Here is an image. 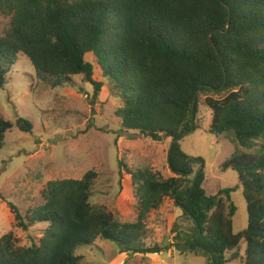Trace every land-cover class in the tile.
I'll list each match as a JSON object with an SVG mask.
<instances>
[{"label":"trees","instance_id":"1","mask_svg":"<svg viewBox=\"0 0 264 264\" xmlns=\"http://www.w3.org/2000/svg\"><path fill=\"white\" fill-rule=\"evenodd\" d=\"M0 14L10 17L0 35V88L20 54L46 88L73 85L81 75L96 100L108 79L121 98V128L154 141L170 139L167 164L174 174L162 179L119 160L138 197L133 223L90 202L95 171L49 181L43 202L30 211L7 203L16 228H46L29 246H20L11 231L0 234V264H81L75 250L96 239L123 253L159 254L173 246L180 254L204 256L206 264L236 258L264 264V0H0ZM223 92L220 99L207 95ZM201 104L212 112L208 133L235 144L221 169L237 173L246 201L247 226L240 232L233 230L231 193L237 187L208 194L203 159L181 148V139L200 129ZM15 125L33 129L24 118ZM12 127L0 114V149ZM195 165L201 166L196 172ZM167 196L192 226L173 227L168 246H146L142 220Z\"/></svg>","mask_w":264,"mask_h":264},{"label":"rangeland","instance_id":"2","mask_svg":"<svg viewBox=\"0 0 264 264\" xmlns=\"http://www.w3.org/2000/svg\"><path fill=\"white\" fill-rule=\"evenodd\" d=\"M9 22V16L0 14V35ZM7 77L6 85L0 88V114L13 127L0 149V234L13 232L20 246L38 242L46 224L36 223L26 232L16 228L7 203L15 204L22 213L30 211L43 202L41 190L49 181L81 179L87 171H95L90 202L107 208L121 223H133L139 215L138 197L130 175L124 169L120 171L119 160L132 170L150 169L162 179L174 175L167 164L171 140L154 141L136 131L125 132L116 114L121 98L108 79L96 100L92 85L81 75L74 77L73 85L46 88L37 83L34 68L24 54L18 55ZM226 94L207 95L220 99ZM206 96H201L203 102ZM19 118L32 123L31 132L15 125ZM211 119V110L201 104L200 129L184 136L181 148L187 155L203 159V187L208 194H215L219 188L237 187L231 200L237 207L233 230L240 232L247 226L246 201L237 173L221 169L235 144L224 135L208 133ZM193 168L196 172L201 166ZM142 223L140 239L146 246H168L173 227L192 226L168 196L158 209L146 213ZM74 253L82 257L81 264H206L204 256L180 254L173 246L159 254L142 255L123 253L115 243L101 239L79 246ZM231 255L226 253L227 257ZM227 264H240V259Z\"/></svg>","mask_w":264,"mask_h":264}]
</instances>
